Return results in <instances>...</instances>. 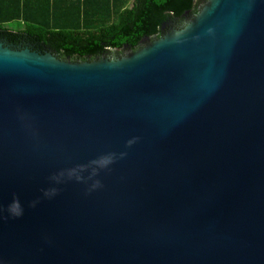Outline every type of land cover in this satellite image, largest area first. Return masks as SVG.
Segmentation results:
<instances>
[{"label": "water", "instance_id": "water-1", "mask_svg": "<svg viewBox=\"0 0 264 264\" xmlns=\"http://www.w3.org/2000/svg\"><path fill=\"white\" fill-rule=\"evenodd\" d=\"M142 40L0 41V264H264V0Z\"/></svg>", "mask_w": 264, "mask_h": 264}, {"label": "trees", "instance_id": "trees-1", "mask_svg": "<svg viewBox=\"0 0 264 264\" xmlns=\"http://www.w3.org/2000/svg\"><path fill=\"white\" fill-rule=\"evenodd\" d=\"M206 1L0 0V34L61 59H117L142 47L144 36L161 37V26L170 20L183 28Z\"/></svg>", "mask_w": 264, "mask_h": 264}, {"label": "flooded vegetation", "instance_id": "flooded-vegetation-1", "mask_svg": "<svg viewBox=\"0 0 264 264\" xmlns=\"http://www.w3.org/2000/svg\"><path fill=\"white\" fill-rule=\"evenodd\" d=\"M202 1L204 2L205 0H202ZM188 17H189L188 13H184L182 16V19L184 21H187ZM177 23L178 22H176V20L173 19V20H170L167 24L166 23L163 24L161 26V31H160L162 36L168 32L175 30L177 28ZM0 41L4 46H8L9 48H12V49H18V50L29 49L31 51H36V52L43 53V54L48 53V52L53 53L50 49H40V48L34 47L32 44H29V43H24L21 41L17 43L11 42L6 37L2 36L1 34H0ZM141 43L145 44L146 42L141 40Z\"/></svg>", "mask_w": 264, "mask_h": 264}, {"label": "rangeland", "instance_id": "rangeland-1", "mask_svg": "<svg viewBox=\"0 0 264 264\" xmlns=\"http://www.w3.org/2000/svg\"><path fill=\"white\" fill-rule=\"evenodd\" d=\"M8 24H10V22L8 23ZM14 23L13 22H11V25H13Z\"/></svg>", "mask_w": 264, "mask_h": 264}]
</instances>
